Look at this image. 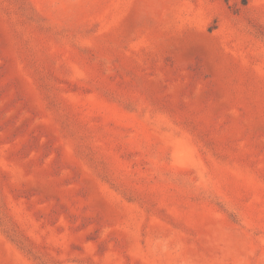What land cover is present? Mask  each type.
<instances>
[{"label": "rangeland", "instance_id": "rangeland-1", "mask_svg": "<svg viewBox=\"0 0 264 264\" xmlns=\"http://www.w3.org/2000/svg\"><path fill=\"white\" fill-rule=\"evenodd\" d=\"M0 264H264V0H0Z\"/></svg>", "mask_w": 264, "mask_h": 264}]
</instances>
